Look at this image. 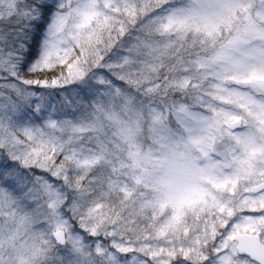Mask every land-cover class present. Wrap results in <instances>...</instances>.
I'll return each instance as SVG.
<instances>
[{
    "label": "snow or ice",
    "instance_id": "obj_1",
    "mask_svg": "<svg viewBox=\"0 0 264 264\" xmlns=\"http://www.w3.org/2000/svg\"><path fill=\"white\" fill-rule=\"evenodd\" d=\"M0 264H264V0H0Z\"/></svg>",
    "mask_w": 264,
    "mask_h": 264
}]
</instances>
